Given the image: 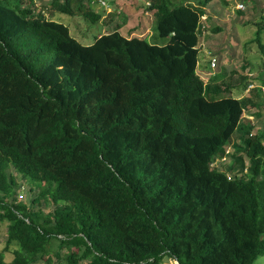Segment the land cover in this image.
Wrapping results in <instances>:
<instances>
[{
	"label": "trees",
	"instance_id": "obj_1",
	"mask_svg": "<svg viewBox=\"0 0 264 264\" xmlns=\"http://www.w3.org/2000/svg\"><path fill=\"white\" fill-rule=\"evenodd\" d=\"M213 1L149 0L152 39L117 24L83 45L45 14L73 0H0V264L264 255V79L197 73Z\"/></svg>",
	"mask_w": 264,
	"mask_h": 264
},
{
	"label": "rangeland",
	"instance_id": "obj_2",
	"mask_svg": "<svg viewBox=\"0 0 264 264\" xmlns=\"http://www.w3.org/2000/svg\"><path fill=\"white\" fill-rule=\"evenodd\" d=\"M35 2L38 6L44 3L43 0ZM227 3L214 0L206 8L207 14L203 19L207 28L200 46L197 73L205 81H209L215 74L225 71L222 78L227 75L226 79L237 84H241V76L246 74L251 78L264 79V53L255 41L259 23L264 21V0H228ZM241 4L245 7L242 8ZM90 5H93L95 12L102 15L100 20L91 22L82 14V10ZM73 6L76 10L73 16L54 12L48 7L45 8V14L67 25L71 35L83 45L93 44L97 36L113 31L117 24H122L120 30L128 36L152 39L155 32V11L148 8L149 0H73ZM261 39L264 44V26ZM213 58L216 59L215 66L211 62ZM246 93L247 91L236 95ZM247 116L253 118V121L258 120L250 113ZM262 118L264 113L258 123H262L264 120ZM217 164L222 168L220 162ZM16 177L18 182H21L20 198L28 201L32 182L30 180L26 182L19 175ZM51 208L52 206H49L46 210ZM7 228V221L0 222V252L6 246ZM5 257L11 259L12 255L6 253ZM37 264H43V261H38ZM160 264L179 263L174 258L166 256ZM254 264H264V255L259 256Z\"/></svg>",
	"mask_w": 264,
	"mask_h": 264
},
{
	"label": "built area",
	"instance_id": "obj_3",
	"mask_svg": "<svg viewBox=\"0 0 264 264\" xmlns=\"http://www.w3.org/2000/svg\"><path fill=\"white\" fill-rule=\"evenodd\" d=\"M102 3L105 4L104 1H102ZM241 5H242V4H241ZM241 7L244 8L245 6L242 5ZM211 62H212V65H213V66L216 65V59H215V58H213V59L211 60Z\"/></svg>",
	"mask_w": 264,
	"mask_h": 264
},
{
	"label": "crops",
	"instance_id": "obj_4",
	"mask_svg": "<svg viewBox=\"0 0 264 264\" xmlns=\"http://www.w3.org/2000/svg\"><path fill=\"white\" fill-rule=\"evenodd\" d=\"M253 116V115H252Z\"/></svg>",
	"mask_w": 264,
	"mask_h": 264
}]
</instances>
